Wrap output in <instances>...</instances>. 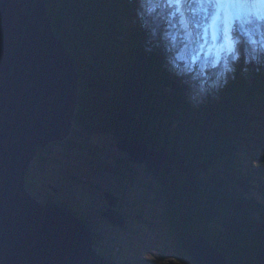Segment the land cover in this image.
Instances as JSON below:
<instances>
[{
	"label": "trees",
	"instance_id": "1",
	"mask_svg": "<svg viewBox=\"0 0 264 264\" xmlns=\"http://www.w3.org/2000/svg\"><path fill=\"white\" fill-rule=\"evenodd\" d=\"M46 1L81 84L72 134L57 145L70 152L87 149L97 133L144 138L152 150L168 155L158 181L182 250L175 260L195 264L182 241L207 237L231 264H264V19L248 12L233 22L230 36L239 59L233 62L227 53L216 66L206 64L205 88L193 99L185 76L194 71L175 70L173 62L186 38L172 44V32L183 31L173 21L161 22L164 0ZM225 61L235 71L224 87H213ZM55 146L41 151L39 161L45 163ZM46 200L54 203L52 196ZM90 230L99 244L102 234ZM102 249L112 260L140 263L121 250ZM143 258L141 264H152Z\"/></svg>",
	"mask_w": 264,
	"mask_h": 264
},
{
	"label": "water",
	"instance_id": "2",
	"mask_svg": "<svg viewBox=\"0 0 264 264\" xmlns=\"http://www.w3.org/2000/svg\"><path fill=\"white\" fill-rule=\"evenodd\" d=\"M80 92L76 61L54 30L47 1L0 0V264H119L97 248L83 217L43 203L28 185L40 152L71 136ZM117 147L161 180L164 151L142 137ZM104 196V218L124 228L121 198ZM182 245L195 264H231L207 237Z\"/></svg>",
	"mask_w": 264,
	"mask_h": 264
},
{
	"label": "rangeland",
	"instance_id": "3",
	"mask_svg": "<svg viewBox=\"0 0 264 264\" xmlns=\"http://www.w3.org/2000/svg\"><path fill=\"white\" fill-rule=\"evenodd\" d=\"M173 1L178 3L174 5L178 17L174 19L173 13L171 18L183 31L182 34L175 32L173 45L177 46L181 37L187 40L183 50L173 59L174 69L194 71L193 78L186 79L192 86L191 97L199 98L198 92L205 88L201 78L209 77L205 73L206 64L211 63L213 67L228 57L225 29L228 28L232 42L233 22L247 16L250 10L236 9L234 14L230 13V23L226 24V17L215 18L217 11L211 7L213 4L205 3L208 0H168V3L171 5ZM255 2L259 0H236V3ZM261 16L264 17V10ZM198 79L200 86H194ZM116 136V133H97L91 137L87 149L76 152L55 143L45 163L37 157L28 177L31 189L43 202L52 196L54 203L71 207L87 221L90 229L99 231L102 234L100 245L97 244L99 249L106 246L121 250L122 256L130 261L137 260L139 264L140 260H145L143 257L152 264H189L186 258H174L182 250L168 224L166 204L161 198L162 186L146 164L130 162L129 156L117 147ZM104 192H111L123 201L121 212L130 217L128 229L114 227L104 218L108 209Z\"/></svg>",
	"mask_w": 264,
	"mask_h": 264
},
{
	"label": "clouds",
	"instance_id": "4",
	"mask_svg": "<svg viewBox=\"0 0 264 264\" xmlns=\"http://www.w3.org/2000/svg\"><path fill=\"white\" fill-rule=\"evenodd\" d=\"M166 3H167V7H164V11H163V14L165 15H162L161 16V22L162 21H166V20H170L172 21V14L174 13L175 9L174 8V5L175 7L177 6L178 3H175L174 1L171 3V5L168 3V0H164ZM205 3H211L209 0L208 1H205ZM213 4V3H211ZM173 5V6H172ZM227 5L229 4H226V3H216V4H213L211 7H213V9H215L217 11V15H216V19H222L223 17L226 16V13H232L234 14L236 8H233V7H226ZM249 7L247 8H243V9H248V10H252L250 11V15L252 16H255L257 19H264V17L261 16V10H264V0H259V2H255V3H248ZM154 7V10L157 9L156 7V4L153 6ZM173 8V12H171ZM190 11H193V10H190ZM194 12V11H193ZM191 12V13H193ZM178 17L177 14L174 13V19H176ZM173 19V20H174ZM238 20V19H236ZM174 23V22H173ZM175 25V24H174ZM176 28H179V26H176ZM173 34L175 35V32H173ZM187 43V40L186 42H184L183 46ZM173 44V42H172ZM184 48V47H183ZM183 48L181 50H183ZM226 50H227V47H226ZM228 51V50H227ZM229 52V51H228ZM229 53H232V61L233 62H236L238 59H239V55L236 51V47L232 44V51L229 52ZM253 59L256 61V62H260V58L259 57H253ZM235 71L234 67L229 64L227 61H225V63L223 64V68L219 71V73L217 74V79L216 81L213 83V87H224L226 84H227V75L230 74V73H233ZM187 72V74H190V72L188 71H185ZM188 75H186L185 77L187 78ZM193 78V76H192ZM194 86H198V82L196 83V85ZM192 87V86H190ZM189 87V88H190ZM54 145V144H53ZM37 161V159H36ZM35 161V162H36ZM34 162V163H35ZM34 165V164H33ZM33 167V166H32ZM32 170V169H31ZM29 187L31 188V185L28 184ZM37 197V196H36ZM38 198V197H37ZM39 199V198H38ZM40 200V199H39ZM41 201V200H40ZM43 202V201H42ZM45 203V202H43ZM108 206V205H107ZM109 208V207H108ZM119 209V207H118ZM108 210V209H107ZM120 211V210H119ZM105 213V212H104ZM121 213V212H120ZM122 214V213H121ZM123 215V214H122ZM104 216V214H103ZM87 222V221H86ZM126 227V226H125ZM124 227V228H125ZM101 248V247H100ZM101 250L103 251V249L101 248ZM108 257V256H107ZM118 259L121 260L120 256H118ZM118 261L119 264H125V263H122L121 261L119 260H116Z\"/></svg>",
	"mask_w": 264,
	"mask_h": 264
},
{
	"label": "snow or ice",
	"instance_id": "5",
	"mask_svg": "<svg viewBox=\"0 0 264 264\" xmlns=\"http://www.w3.org/2000/svg\"><path fill=\"white\" fill-rule=\"evenodd\" d=\"M226 7H233L236 9H243V8H247L249 7L248 3H233V4H229ZM230 13H226V24L230 23ZM225 40H226V47L227 50L229 52L232 51V42L230 41L229 37H228V28L225 29Z\"/></svg>",
	"mask_w": 264,
	"mask_h": 264
},
{
	"label": "bare ground",
	"instance_id": "6",
	"mask_svg": "<svg viewBox=\"0 0 264 264\" xmlns=\"http://www.w3.org/2000/svg\"><path fill=\"white\" fill-rule=\"evenodd\" d=\"M187 1H185L186 4H187ZM210 2L213 3V4H216V3L233 4V3H236V0H210ZM250 11H252V10H250ZM128 140H130V139H128Z\"/></svg>",
	"mask_w": 264,
	"mask_h": 264
},
{
	"label": "flooded vegetation",
	"instance_id": "7",
	"mask_svg": "<svg viewBox=\"0 0 264 264\" xmlns=\"http://www.w3.org/2000/svg\"><path fill=\"white\" fill-rule=\"evenodd\" d=\"M122 201V200H121ZM121 204H123V201H122V203H119V210H120V212H121V210H122V207L123 206H121ZM122 213V212H121ZM123 214V213H122ZM124 215V214H123ZM125 216V219H126V221L127 220H130V217H127L126 215H124ZM118 228V227H117ZM127 228V225H126V227L125 228H121V229H126ZM120 229V228H119ZM128 229V228H127Z\"/></svg>",
	"mask_w": 264,
	"mask_h": 264
}]
</instances>
